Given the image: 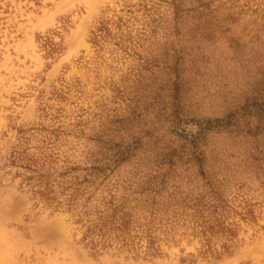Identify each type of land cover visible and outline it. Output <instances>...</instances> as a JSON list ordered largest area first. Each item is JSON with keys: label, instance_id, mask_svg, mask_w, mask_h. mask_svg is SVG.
Segmentation results:
<instances>
[{"label": "rangeland", "instance_id": "374dc122", "mask_svg": "<svg viewBox=\"0 0 264 264\" xmlns=\"http://www.w3.org/2000/svg\"><path fill=\"white\" fill-rule=\"evenodd\" d=\"M0 264H264V0H0Z\"/></svg>", "mask_w": 264, "mask_h": 264}, {"label": "trees", "instance_id": "16d2710c", "mask_svg": "<svg viewBox=\"0 0 264 264\" xmlns=\"http://www.w3.org/2000/svg\"><path fill=\"white\" fill-rule=\"evenodd\" d=\"M28 168V167H27ZM40 193V192H39ZM116 216V215H115ZM92 222H95V221H92ZM106 221H99L98 223H102L101 224V228H100V231H102L103 230V228L105 227V224H103V223H105ZM111 223H114V222H116V223H118L119 224V230H121V231H123V229L126 227V225L128 224L127 222L128 221H124V219H123V221H119V222H117V221H110ZM96 226H97V224L96 223H94V225L92 226V227H90L89 229H88V233H91V234H94L96 231Z\"/></svg>", "mask_w": 264, "mask_h": 264}]
</instances>
